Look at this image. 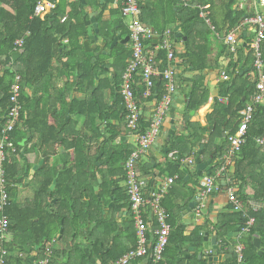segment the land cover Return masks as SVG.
I'll use <instances>...</instances> for the list:
<instances>
[{
	"label": "trees",
	"instance_id": "1",
	"mask_svg": "<svg viewBox=\"0 0 264 264\" xmlns=\"http://www.w3.org/2000/svg\"><path fill=\"white\" fill-rule=\"evenodd\" d=\"M40 1L42 0H0V133L11 106V85L17 75L21 78V112L16 127L10 133L15 152H10L4 163L7 191L11 200L5 209L9 219L10 241L4 246L7 254L2 258L0 253V261L2 258L3 264H38L47 257L49 264H58L61 258L64 261L59 264H74L67 256L74 252L77 254V264H109L136 245L135 228L130 229L128 235L125 234V240H122V236H115L111 240V235L117 231L116 223L111 216L105 217L103 210L106 197L109 201L111 196L114 198L110 207L112 214L123 208L119 201L129 202L125 163L136 145L131 147L127 144L125 148L122 141L128 130V112L124 105L122 85L123 74L131 58V42L129 45L116 44L110 54L90 57L83 45L87 39L85 20L89 19V14L84 11L83 15L82 0H44L52 4V9L45 16L37 17L34 16V8ZM84 1L85 6L90 5L98 10L95 16L99 25L98 37L106 51H109L115 37L114 30L119 31L122 38L130 35L129 26L124 23V0H106L100 5L97 0ZM234 1L229 3V0H198L195 3V0H136L142 13V23L151 27L157 35L160 36L170 29L175 43L177 39L174 28L179 25L181 32L187 37L184 53L186 64L199 72L198 76L183 79V82L190 83L187 112L199 110L206 104L208 96L201 73L207 66L211 44L206 39V45L204 42L197 43V25H206L207 30L212 32L228 34L236 31L245 17L256 16L254 10L246 13L245 9L235 7ZM111 4L115 7L109 10L108 6ZM106 11L110 13L109 20L104 19ZM258 12L264 18V12ZM64 17L66 20L62 22ZM18 40L23 41L20 48L15 46ZM149 44L151 40L145 42V47ZM222 48L224 51L225 47ZM173 49L176 57L175 45ZM98 50L99 46L96 48ZM15 53H19L18 56H14ZM233 53L239 57L242 47H237ZM249 54V68L254 73L256 82L243 81L237 69L238 61H233L231 55L226 74L230 79L234 77V82L230 84L228 81L221 85L225 88L227 103L220 104L215 101V109L209 116L213 132L200 155L203 158L211 157L212 169L209 176H213L230 152L228 136L236 131L241 122L242 111L247 105H252V119L246 131L245 144L227 167V171L232 169L231 175L226 172L217 182L219 192L231 188L242 204L241 211L232 212L234 215L230 214L231 216H223L231 222L230 229H234L241 221L243 224L237 231H243L246 217L254 218L255 222L239 239V244L243 246L241 260L239 261L233 249L221 264H264V252L259 255V249L253 244L258 234L260 249H264V169H257L255 173L251 168L253 165L257 168L264 165V144L257 141L264 135V102L253 103L259 78L253 67L251 49ZM261 60L264 66V37L261 43ZM154 65L158 75L154 78V86L149 95L146 94L139 71L131 79L140 113L144 103L157 105L165 94V81L161 76L159 79V75L169 66L166 50L156 51ZM60 77L64 78L59 87L64 100L59 120L56 121L53 111H42L39 103L46 91L48 93L51 86L54 88V81ZM176 85L178 90L177 82ZM28 87L32 89L30 94L26 93ZM72 93H75L73 98ZM151 118L147 119L141 114L138 129L131 131V135L144 133L150 127ZM222 128L229 129L228 133L219 145H215L214 139L221 138ZM187 130V135L176 133L166 154L176 152L175 160L168 164L169 175L183 186L187 183L184 182V171L180 167L184 165L186 156H190L194 164L197 153L195 143L200 139L199 131H205L200 127L195 128L191 123H188ZM28 134L32 146L22 148L20 143ZM48 142L53 144L51 153L45 148ZM58 148L64 150L66 162L54 168L50 178L41 181L33 203L18 204L14 197V186L21 181V169L17 160L21 149H24L25 154L35 151L42 154L44 173L51 169L48 162ZM139 161L140 159L137 166ZM188 168L189 166L186 172L189 171ZM140 170H144V167L140 166ZM191 176L190 181L195 184L193 178L197 176L194 173ZM55 177L56 186L51 190L50 186ZM95 186L98 187L97 194L94 191ZM142 191L149 197L151 188L146 185ZM43 195L57 200L46 206L41 202ZM175 198L176 192L171 187L161 201L171 233L160 264H185L187 260L179 250L186 244L199 247V232L205 228L197 226L190 235H185V228L179 221L180 207L175 203ZM254 203L262 206L256 208ZM229 209L234 211L232 204L228 205ZM145 211L146 220H151L147 235L149 241L153 242L156 220L150 205L146 206ZM61 221L63 232L60 235ZM225 234L222 233V236ZM56 237L62 245L68 246V251L51 249L50 244ZM188 261V264H198L196 254H192ZM136 262L151 264L150 255Z\"/></svg>",
	"mask_w": 264,
	"mask_h": 264
},
{
	"label": "crops",
	"instance_id": "2",
	"mask_svg": "<svg viewBox=\"0 0 264 264\" xmlns=\"http://www.w3.org/2000/svg\"><path fill=\"white\" fill-rule=\"evenodd\" d=\"M105 1L97 0V4L100 5V4L104 3ZM197 1L198 0H195V3ZM199 1L202 2L204 0H199ZM234 6L240 7V9H245L246 13H250L252 10H254V11L261 10V7L257 4V2H251L250 0H235ZM114 7H115V5L111 4L108 6V9L110 10V9H113ZM84 8H85V12H87V14H93L94 11H96V12L98 11V10H96L95 7H91L90 5H88V6L84 5ZM108 11H106L104 14L105 20L110 19V13ZM263 12H264V10H263ZM246 19H247V17H245V19L242 21L241 25L236 29V31L234 30V31L228 32V34L212 32L210 30H207L206 25H201V24L197 25V31L199 32L198 38H197V43L198 44L203 43V42L205 43L204 39H206V40L210 41V44H211V53L207 59V66L203 70V72L201 73V75L203 76L204 88L208 92L207 102L204 106H202L197 111H190V112L186 111V104L188 101V94L187 93L189 92V89H190V83L183 82V79L186 77L198 76L199 72H196L195 70H193V68H190L191 66L189 67V65L186 64V57H184V53H185V46L187 43V37L184 36V34L182 33L183 36L186 37V40L185 41L183 39L182 40H176V42H175L176 53L181 52L183 55V59H184L183 64L181 65V67L178 70L179 88H178L176 94L174 95V98L176 97V99H178L177 101L181 100L182 102L178 103L177 101L174 100V98H173V102H172V106L176 109L175 121L177 122L178 129L181 128V130H177L175 132V135H176V133L187 135L188 123L193 124L195 126V128L200 127L203 130H205L204 132L199 131L200 139L198 141H196V143H195V150H197V151H198L197 144L200 143L201 140H204L203 145H206L208 143V141L210 140V134L213 132V129L210 127L209 116L211 115V113L215 109V101L219 102L220 104H226L227 103V98H225V94H226L225 88L223 89L221 85L223 83L228 82V81H230V84H232V82H234V77H233V79H230V77L227 76V74H226L227 67L230 63V56L231 55L233 56V61H235V62L238 61L237 69H238L239 75L242 76L243 81L247 80L248 82L253 83V81L256 80L254 73L249 68V66H250V63H249L250 54H249V52L251 49L250 48L251 41L255 35V26L247 23ZM210 29L212 30L211 27H210ZM113 32H114L115 36H116V34L120 33L119 31H115V30ZM230 33L235 34V41H236L235 47L232 46L227 41V36ZM100 42L102 43L101 39H100ZM244 44H246V47H243ZM205 45H206V43H205ZM155 46L149 44L147 46V48H149V51H151V52L152 51L156 52V49L154 48ZM222 46L225 47L224 51H222L223 50ZM239 46L242 47V53L238 57V54L233 53V52ZM203 48H205V46ZM221 51H222V53H221ZM175 60H177V59H175ZM184 72H185V74H184ZM241 72H243L242 75H241ZM159 79H160V75H159ZM63 80H64V78H61V77L58 78L57 80H55L54 81V88L51 86L48 90V93L46 91V94L42 97V99L39 103L40 104L39 109H41L42 111L46 110L48 113H49V110L53 111V113H54L53 117L56 119V121L59 120V117H60L59 113L61 111V108L63 107L62 102H63L64 98L60 94V91H59V87L63 84ZM73 96H75V93L71 94V98H73ZM222 98L226 99V102H221L220 99H222ZM154 108H155L154 103H150V102L144 103L141 107V114L145 118L149 119L152 116ZM191 112H192V114H191ZM68 118H69V116L67 117V119ZM228 120H231L230 117H228ZM168 122H169V115H168V117H167V119H166V121L162 127V130L160 131V133L157 136L158 139H155V141L151 144L150 148L146 152V154H145L146 156L142 155V157L140 158V161L138 163L139 164L137 166L138 167V175H139L141 182L144 184V187L146 186V184L149 185L153 180H155L154 189H157L160 186V184L162 182H164L166 179L172 178L171 175H169L168 164L172 163L175 160L176 152H171L168 155H166L168 151L167 152L163 151V149L165 148L164 143L166 142L164 130L168 129V127H169ZM231 124H233V123H231ZM227 127H230V126L227 124ZM41 128H43V127H41ZM227 130H229V129H227ZM227 130H224V128H222L221 138L216 137L214 139L215 145H219L221 143L222 138H224L226 136V134L228 133ZM29 138H30V135L28 134L26 136V138L22 140V142L20 143V144H22L24 141V143L22 145H20L22 148L24 146H27V148H30L32 146V141L29 142ZM125 141H126V147H127V144L130 145L131 147L135 146V136L133 134L132 135L130 134L126 138ZM125 141H123V142L125 143ZM169 143H170V141L167 142V147H166L167 150H168ZM45 148L48 152L51 153L53 151V144L48 142ZM203 149H204V147H203ZM20 153H21V155L19 158H17V160H18L19 168L21 169V177H20L21 181H19L18 184H16L14 186V187H16L15 188L16 192L14 195H15V197L17 196V194L18 195H20V194L25 195L27 198L26 201L24 203H18L20 205H24V204H28V203H33L35 201L37 191L41 185V181L42 180L45 181L46 179L50 178L53 175L54 168H56L58 166L60 167L61 164L66 162V157H65L66 154L62 148H58L57 152L50 156L48 165H50L51 169L47 172L45 171L44 173H42V169H44V163H43L42 154L40 152L38 153L35 151V152L29 153V154H25L24 149H21ZM188 159H191V157L186 156L184 158V161H183L184 165L180 167V170L184 171V175H185L184 182H186L187 185L186 186L180 185L176 181H173V183L171 184V187H173L174 191L176 192V198L174 201L180 207V215H179L180 219H179V221H180V224L182 226H184V228H185V235H190L195 227L202 225V221H203L204 215L206 213H208V215L213 218V220H212L213 224H216V222H218V221L219 222H225L226 230L227 231L229 230L230 232L233 231V235H234L235 227H234V229H230L231 222L226 217H223L225 215H230V213L233 212L230 209L228 210V205L230 204L229 203V197H228V191H225V190H222L220 192L218 191V192H215V193H212L210 195L205 196L204 201L200 200L199 199L200 195L203 196V194H202L203 181L207 176L206 177L202 176L200 178L197 176V177L193 178L194 182H195V184H193L190 181V179L192 177L191 175H193V173L196 174V172H195V170H193L194 166L188 164ZM9 160H11V159L9 158ZM208 160H211V162L209 163V166L212 169L211 157H205V156H204V158L201 157L202 163H206ZM148 164H149V167H148ZM35 166H36V168L34 169ZM140 166L141 167L143 166L144 170L141 171ZM188 166H189V168H188L189 171L186 172V169ZM253 166L254 167L251 166V168H252V170L255 171V173H256L257 169H261V170L264 169V165L261 166L262 168H260V167L257 168L256 165H253ZM31 171H32V173H31ZM154 171H156L155 172V173H157L156 175H155ZM227 172L231 175L232 169H228ZM259 172H260V170H259ZM159 173L160 174L162 173L163 176L159 175ZM153 174H154V176H153ZM25 176H26V179H24ZM157 179H162V182H158ZM54 181H55V184H54ZM53 184H54V186L51 189V186ZM51 186H50V189L54 190V188L56 186V177L53 179ZM94 191L97 194L98 193V187L95 186ZM41 200H42L41 202L44 205L49 206V205L54 204L57 199L51 198L47 195H45V196L43 195ZM122 201L123 200L119 201V204L123 205V208L121 210L124 211L127 208V205L121 204ZM113 202H114V198H112V196L110 197V201H109V198L106 197V200H104L105 208L108 207L109 204H111V206H112ZM190 204H192V207L190 206ZM254 206H256V208H260L262 205L254 204ZM105 208L103 209L105 212L104 216L108 217V218H110V216H111V218L114 219L116 213L112 214L110 212V207H108L107 209H105ZM194 211H195L197 217L196 216L192 217V214ZM199 215H200V218L198 219ZM149 223L151 224V220L148 221V225H150ZM88 226H90V223L88 224ZM124 226L128 227V223L124 224ZM203 230H205V228ZM117 231H119L118 227H117ZM129 232H130V229H127V230L121 229V233L118 236H122L121 237L122 240H125ZM125 234H127V235H125ZM60 235H61V233H60ZM233 242L236 244L234 247V250L237 246L242 247V245H240L239 243H236L237 241L233 240ZM59 244H61V243L59 242V240H57V237H56L55 240L50 244V247L53 250L65 249V247H64L65 245L61 244L62 246H60ZM53 245H57L58 249H55L53 247ZM190 246H193L196 248L195 253L189 252L188 247H190ZM200 249H201V243H200L199 247L186 244L185 246H183L181 248V250H179V253H182V256H184V258L187 260L185 262V264H188L189 263L188 260L190 259L191 255L196 254V256H197V252ZM242 249H243V247H242ZM187 255H189L188 258L185 257ZM227 256L228 255H224V257L222 258V261H224L227 258ZM63 261H64V258L59 259L58 264L62 263ZM74 263L77 264L78 262L76 261Z\"/></svg>",
	"mask_w": 264,
	"mask_h": 264
},
{
	"label": "built area",
	"instance_id": "3",
	"mask_svg": "<svg viewBox=\"0 0 264 264\" xmlns=\"http://www.w3.org/2000/svg\"><path fill=\"white\" fill-rule=\"evenodd\" d=\"M185 1V0H183ZM258 4V3H257ZM262 11L264 10V0H259L258 4ZM52 9V4L47 1H40L34 8V16L43 17ZM256 16L249 17L246 22L255 26V35L251 41L250 48L253 52L254 63L253 67L258 74V82L256 84V92L253 96V103L259 104L264 102V66L261 60V43L264 37V18L256 10ZM138 14H140L139 6L136 0H124L123 3V15L131 16L132 22H130V42H131V58L128 61V66L123 74L124 83L122 85V95L124 99V105L128 112L127 127L131 131H137L140 120V108L134 97V91L131 87V79L134 74L139 71L144 85L146 87V94L149 95L151 89L154 86V78L158 75V72L154 65V51H149L145 47V42L152 41L154 37H157V33L151 28L144 25L138 20ZM66 17L61 21L64 22ZM161 39L154 47L157 50L164 49L168 52V68L160 74L165 81V94L162 100L155 105L152 113L150 127L146 129L144 133L135 135V147L132 154L128 157L126 168V191L131 204V216L136 232V245L134 248L128 250L118 259L111 261L109 264H132L138 259H144L150 255L151 264H160L163 257V252L168 244L169 236L171 233V227L167 223V215L165 209L161 205L162 198L167 194L174 181V178H168L160 184L157 189H154L146 197L142 191L144 184L141 182L137 173V161L146 154L151 144L155 141L158 134L162 130V127L169 115V110L173 102L174 95L177 92V85L175 79V68L172 64L176 57L174 54V37L170 29L165 30L161 35ZM227 41L236 46L235 34L230 33L227 36ZM23 44L22 40H18L15 43L16 48H20ZM20 76L15 77L14 83L11 85V106L4 119V126L0 133V253L1 257L7 254L5 245L10 241L9 219L5 214V209L10 203V197L7 191L8 182L6 179V171L4 169V163L8 159L10 152H15V146L10 138V133L16 127L20 112L21 103L19 101L20 96ZM221 102H226V99H220ZM253 107L247 105L245 110L241 113L240 123L233 134L228 136V140L231 143L230 152L226 155L224 163L216 169L213 176H207L203 181V196L210 195L218 191L219 184L218 179H222V176L227 172V167L231 164L233 156L240 152L241 147L246 141V131L248 124L252 119ZM259 144H264V135L257 139ZM188 164L193 165V160L188 159ZM224 181V180H223ZM228 191L229 203L233 205L234 211L239 212L242 209V204L239 201L235 191L231 188ZM150 205L152 213L156 220L157 227L154 231V241L150 242L148 238V231L150 227L145 217V208ZM254 218L246 217V223L244 231H248L254 224ZM235 252L241 260L242 247L237 246ZM50 252L47 254L49 255ZM22 256V253L19 254ZM1 258L0 264H3ZM38 264H49L48 258H44L38 262Z\"/></svg>",
	"mask_w": 264,
	"mask_h": 264
},
{
	"label": "water",
	"instance_id": "4",
	"mask_svg": "<svg viewBox=\"0 0 264 264\" xmlns=\"http://www.w3.org/2000/svg\"><path fill=\"white\" fill-rule=\"evenodd\" d=\"M105 1V0H103ZM234 0H229V3H232ZM257 3L259 4V1H257ZM81 5H82V12L83 15H85V9H84V5H85V1L82 0L81 1ZM98 12L94 11L93 14H89V19L85 20V25L87 27V39L84 40L83 45L85 48V52L88 56L93 57V56H100L101 54H110L111 50L114 48V46L118 43L122 44V45H129L130 43V36L127 35L124 38H122L121 33L116 34V36L114 37L110 47H109V51H105V45L103 43L100 42V38L98 37L99 34V25L96 22V18L95 15ZM142 13L138 14V20L142 22ZM174 33H175V38L177 40H186V37L183 36L179 25H177L174 28ZM161 39L160 36L158 37H154L151 41V45L155 46L157 45L158 41ZM99 46V50L96 51V48ZM243 47H246V44L243 45ZM19 53H15L14 56H18ZM16 59V57H15ZM176 59L172 64L174 65L175 68V79L177 84L179 85V75H178V70L181 67V65L183 64V55L181 52L177 53L176 55ZM192 68V67H190ZM112 70V69H111ZM243 74V72H241V75ZM254 83L256 82V80L253 81ZM98 85V78L96 77V82H95V86ZM175 101H177L178 99H176V97L174 98ZM178 103H181L182 101L179 100L177 101ZM175 112L176 109L171 105L170 110H169V127L168 129L164 130V134H165V139L166 142L164 143L165 148L163 149L164 152H167L168 150L166 149L167 147V142L171 141L174 139L175 136V132L177 130H181L178 129L177 126V122L175 121ZM192 114V112H191ZM131 134V130H127V135H125L122 140L125 141L126 138ZM163 136V135H162ZM158 139V137L156 138ZM24 143V141H23ZM22 143V144H23ZM204 140H201L200 143L197 144V148L198 151L196 153L195 156V161H194V169L196 172V176H198L199 178L202 176H209L211 173V168L209 166V163L211 162V160H208L206 163H202L201 162V153H202V149L204 147L203 145ZM21 144V145H22ZM124 147L126 148V141L124 143ZM160 151V150H159ZM36 168V166L34 167V169ZM137 173H138V167H137ZM156 171H154L155 173ZM32 173V171H31ZM157 173H155L156 175ZM159 175L163 176V174L159 173ZM154 176V174H153ZM24 179H26V176L24 177ZM158 182H162V179H157ZM154 182L155 180H153L150 184L149 187L151 188V191L154 190ZM223 185H225V182L222 181ZM55 184V181H54ZM54 184L51 186V189L53 188ZM147 185V184H146ZM96 189V188H95ZM200 200H205V196L200 195L199 197ZM199 200V201H200ZM121 204H125L127 205V208L124 211H119L115 214V223L116 226L119 228V231H117L115 234L111 235V240L114 238V236H118L121 233V229L127 230L128 227L124 226V224L129 223L130 222V216H131V204L128 201H122ZM254 204H258L259 203H254ZM190 206L192 207V204H190ZM108 207H111V204L108 205ZM108 207H106L105 209H107ZM192 209V208H191ZM202 215V214H201ZM121 216V217H120ZM196 216L195 211L192 214V217ZM197 217V216H196ZM200 218V215L198 216V219ZM213 218L211 216L208 215V213H206L204 215L203 221H202V225L203 227H205V230H202L199 232V236L201 237V249L197 252V261L198 264H221L222 258L224 257V255H226L228 253V249H229V243L227 241L222 242L221 240H219L218 238V233L216 230L220 229L219 227H217L214 230V225H213ZM150 224V223H149ZM225 225V224H224ZM224 225L222 227H224ZM63 221H61V229H60V233L62 234L63 231ZM150 226V225H149ZM240 225H238L235 229V233L234 235L229 234L228 237H236V235L238 234L237 230L239 229ZM254 246L259 249L258 254L262 255V253L264 252L263 249H260V239L258 234H256V237L254 238L253 241ZM188 250L190 253H195L196 252V248L193 246L188 247ZM217 252V255H214V253ZM189 255L185 256L186 258H188ZM132 264H137V262H133Z\"/></svg>",
	"mask_w": 264,
	"mask_h": 264
},
{
	"label": "flooded vegetation",
	"instance_id": "5",
	"mask_svg": "<svg viewBox=\"0 0 264 264\" xmlns=\"http://www.w3.org/2000/svg\"><path fill=\"white\" fill-rule=\"evenodd\" d=\"M233 212H235V211H233ZM231 215H234V214H232V213H230ZM230 215V216H231ZM223 224H225V222H216V224H213L214 225V230L217 228V227H219L220 229H218V230H216L217 231V233H218V238H219V240H221L222 242H225V241H227L228 243H229V249H228V253L226 254V255H228L229 253H230V251L231 250H233L234 249V247H235V243L233 242V240H235V241H237L236 243H239V239L243 236V234H245V232H247V231H240V232H238V234L236 235V237H228V235L229 234H231V235H233V231L232 232H230L229 230L227 231L226 230V225H224V227H222L223 226ZM243 224V222H241V221H239L236 225H235V229H236V227L238 226V225H240V227H241V225ZM239 227V228H240ZM135 227H134V223H133V218H132V216H130V222L128 223V229H134ZM250 229V228H249ZM222 233H226L225 234V236L223 237L222 236ZM235 233V232H234ZM243 247V246H242ZM264 250V249H263ZM218 253L217 252H215L214 253V255H217Z\"/></svg>",
	"mask_w": 264,
	"mask_h": 264
},
{
	"label": "rangeland",
	"instance_id": "6",
	"mask_svg": "<svg viewBox=\"0 0 264 264\" xmlns=\"http://www.w3.org/2000/svg\"><path fill=\"white\" fill-rule=\"evenodd\" d=\"M262 10V9H261ZM130 22H132V17L131 16H125L124 17V23H125V25H129L130 24ZM129 47V46H128ZM130 48V47H129ZM32 92V89H31V87H28L27 89H26V93L27 94H30ZM14 197H15V195H14ZM26 196L25 195H22V194H20V195H18L17 194V196L15 197V200H16V202L17 203H24L25 201H26ZM68 244V243H67ZM60 246H62L61 244H59ZM53 247L55 248V249H58V246L57 245H53ZM65 247V250L66 251H68L67 249H68V246L67 245H65L64 246ZM69 252H72L71 250H69ZM70 254V253H69ZM67 255L71 260H73L74 262H76V258H77V254L76 253H74V252H72L70 255ZM73 262V263H74ZM75 264V263H74Z\"/></svg>",
	"mask_w": 264,
	"mask_h": 264
}]
</instances>
